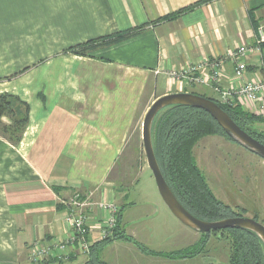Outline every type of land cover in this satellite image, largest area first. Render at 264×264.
<instances>
[{
  "label": "crops",
  "instance_id": "obj_1",
  "mask_svg": "<svg viewBox=\"0 0 264 264\" xmlns=\"http://www.w3.org/2000/svg\"><path fill=\"white\" fill-rule=\"evenodd\" d=\"M196 1L0 0V94L17 96L29 107L19 142L0 136V264H31L34 241L65 238L63 202L75 193L93 191L95 202L123 206L120 223L129 225L128 187L117 188L110 173L118 158L136 150L142 119L156 98L197 91L218 99L211 82L190 79L205 78L214 64L223 88L264 80V43L244 57L241 78L227 55L237 46L255 45L257 28L264 30V0H210L164 19ZM143 24L138 34L87 56L63 53ZM190 67L195 70L184 76L170 75ZM236 101L257 113L255 104ZM93 213L96 220L105 215L98 208ZM91 233L95 242V228ZM121 240L100 248L98 257ZM133 249L127 252L139 257ZM68 252L71 263L83 261L76 249Z\"/></svg>",
  "mask_w": 264,
  "mask_h": 264
},
{
  "label": "rangeland",
  "instance_id": "obj_2",
  "mask_svg": "<svg viewBox=\"0 0 264 264\" xmlns=\"http://www.w3.org/2000/svg\"><path fill=\"white\" fill-rule=\"evenodd\" d=\"M2 118V122L10 124L9 118ZM252 127L264 131V122L253 124ZM192 155L208 188L217 199L240 216L255 218L264 226L263 158L218 133L199 137L192 146ZM145 167L148 168L145 154L141 141H138L136 150L132 149L130 155L118 158L110 173L116 179L117 188L125 190L128 187V201H132V205L124 207L127 208L124 215L127 214L129 225L119 223L124 234L155 253H169L196 243L201 237L200 233L184 225L170 212L159 195L150 169ZM142 168L145 170L141 171ZM118 207L119 219L123 206ZM127 231H131L133 236ZM96 234L97 241L103 239L98 232ZM112 235L113 230L104 238ZM227 239L226 232L210 233L204 250L186 258L151 255L133 243L121 240L117 245L106 246L101 250L99 259L113 264H227ZM124 247L130 249L125 250ZM133 247L140 252L139 257L127 252L133 251ZM76 253L84 256L80 264L88 262L90 248L88 253L77 249ZM62 261H65L63 264H73L69 259Z\"/></svg>",
  "mask_w": 264,
  "mask_h": 264
},
{
  "label": "trees",
  "instance_id": "obj_3",
  "mask_svg": "<svg viewBox=\"0 0 264 264\" xmlns=\"http://www.w3.org/2000/svg\"><path fill=\"white\" fill-rule=\"evenodd\" d=\"M208 1L210 0H197L165 16L164 19L176 18ZM144 26L145 24L92 38L67 47L63 53L87 56L101 47L112 45L138 34ZM212 100L241 129L264 145V131H258L252 127L253 124L264 122L261 115L245 110L236 100L229 104H221L217 99ZM28 112V105L17 96L6 93L0 94V136L9 143L16 145L27 124ZM3 116L11 120L10 124L2 122ZM216 133L232 141L207 112L185 105H170L161 109L152 122L153 150L165 181L187 211L206 221L240 216L213 195L192 155V146L199 137ZM119 223L120 218L113 230L112 237L91 243L89 260L86 264H106L99 259L98 250L115 239L131 242L138 249L151 255L156 254L170 258H186L195 254L198 255L204 250L209 234L217 231L227 233L229 244L227 264H264V246L256 234L247 229L228 228L200 233L201 237L196 243L183 249L169 253H155L124 234Z\"/></svg>",
  "mask_w": 264,
  "mask_h": 264
},
{
  "label": "built area",
  "instance_id": "obj_4",
  "mask_svg": "<svg viewBox=\"0 0 264 264\" xmlns=\"http://www.w3.org/2000/svg\"><path fill=\"white\" fill-rule=\"evenodd\" d=\"M264 43V30L259 26L256 30V43L254 46L240 45L231 50L227 55L235 65V76L241 78L246 70L244 57L253 51H257L259 45ZM195 67L182 70V72L170 71L171 77L179 78L184 73L192 72ZM194 82L212 83L215 92L218 94V101L221 104H229L236 99H245L257 106L256 112L264 118V80L251 79L244 81L236 89L223 88L220 85L219 68L213 65V71L205 78L202 75L190 78ZM93 191L87 193H75L65 205L68 207L64 214V222L68 227V235L57 240H36L32 243L28 260L31 264H58L62 260H67L70 256L68 249H77L83 253H88L91 246L90 238L92 228L102 238L111 234L116 227L119 215V207L113 202L93 200ZM94 208L105 212L104 217L97 221L93 215ZM92 221H97L93 227ZM97 234H95V237ZM97 239V238H96ZM101 239V238H100ZM97 241V240H96Z\"/></svg>",
  "mask_w": 264,
  "mask_h": 264
},
{
  "label": "water",
  "instance_id": "obj_5",
  "mask_svg": "<svg viewBox=\"0 0 264 264\" xmlns=\"http://www.w3.org/2000/svg\"><path fill=\"white\" fill-rule=\"evenodd\" d=\"M170 105H185L204 110L233 142L264 159V145L241 129L212 99L192 92H175L160 96L152 102L144 114L141 124V143L147 166L153 175L157 190L165 205L180 222L198 233L228 228H243L256 234L264 246V226L256 219L232 216L214 221L202 220L187 211L175 197L160 170L153 150L151 136L152 122L155 115L161 109Z\"/></svg>",
  "mask_w": 264,
  "mask_h": 264
}]
</instances>
